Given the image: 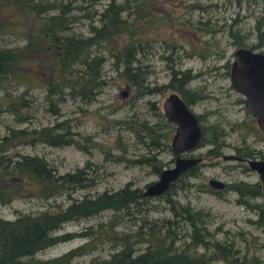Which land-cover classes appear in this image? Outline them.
I'll return each instance as SVG.
<instances>
[{"label": "trees", "instance_id": "16d2710c", "mask_svg": "<svg viewBox=\"0 0 264 264\" xmlns=\"http://www.w3.org/2000/svg\"><path fill=\"white\" fill-rule=\"evenodd\" d=\"M76 1L0 0V12L3 7L10 6L22 14L23 21L20 22L18 33L22 34L26 43L41 40L46 48H50L48 80L42 87L43 100L50 107L53 106L52 114H57V105L65 97L84 102L94 98L103 84L100 69L104 58L100 50L105 51L106 57L112 61L113 69L133 87L135 95H146L167 88L178 93L186 105L204 98L201 91L188 86V81L196 76L188 70L170 67L168 82L163 86L148 87L143 83L146 72L141 69L137 56L142 54L147 44L148 37L143 31L145 26L151 24V20L136 22L129 15L142 6V0H133V4L108 0L100 11H93L88 15V35L85 36L71 31V25L77 21L75 9L81 8L76 5ZM189 8H193L192 4ZM235 24L233 20L228 27ZM17 25L0 20V36L14 34ZM253 30L256 42L246 47L250 50L264 44V10L255 20ZM201 32L210 31L203 28ZM227 34L232 45L244 47L243 40L246 36L239 35L237 29ZM163 45L168 54L160 57L166 62L174 63L171 56L181 47L167 45V42ZM24 50H27L25 45H0V112L14 114L18 121L27 118L22 111L30 104L28 90L33 87V77L25 75L19 69L21 66L17 58ZM209 51L212 52L208 50L206 54L199 55L200 59H204ZM183 53L188 56L187 52ZM7 86H14V89L10 91ZM18 88L22 89L17 90ZM154 113L155 120L152 122L131 117L118 121L131 133L134 144L143 145V152L128 160L124 158L125 150L119 147V152L112 156L108 153L107 159L144 165L158 175L164 164L157 157V152L166 147L172 125L164 119L161 112ZM195 116L201 129L197 148H207L203 154L186 153L183 157H197L200 161L201 156L205 155L215 160L225 145L224 132L217 123L203 125L201 115ZM251 120L252 118L249 120L250 124ZM237 125L233 124L231 127L235 129ZM5 129V134L0 136V204L9 203L22 196L25 191L27 195L39 200L66 196L69 202L63 207L48 204L37 212H20L12 219L0 218V264H77L74 259L92 250L95 241L110 243L112 251L107 257H91L86 264H264V260L234 248L231 241L215 240L212 233L204 227L206 213L179 204L171 198L175 188L183 190L191 186L188 180L198 175L199 161L180 173L166 191L158 196L167 203L169 217L151 221L146 219L147 208L141 207L148 197L132 186L131 182L128 181L113 191L83 194L80 199H74L69 197L72 190L86 189L94 184V178L89 175L90 172H95L93 164L86 161L72 171L57 173L55 167L42 156L27 155L11 149L19 142L49 146L71 144L81 149L74 138L75 132L70 130L65 120L39 127L6 126ZM242 129L244 133L240 138L241 142L238 146H233V151L235 157L242 159L237 163L246 169L244 159L255 158L257 154L260 155L256 158L264 159V154L243 145V136L254 130L253 124ZM204 186L206 191L219 197L222 192H234L235 203L255 212V218L248 222L264 234V198L257 182L234 181L225 184L222 190H211ZM256 197H260V201L254 202ZM103 210L111 211V217L97 223L94 228L87 226L77 233L52 234L65 222L85 219ZM134 215H137V221L133 229L114 228L116 220L132 219ZM180 223L186 230L178 235L176 228ZM75 236L83 237L85 241L55 257H35L36 253Z\"/></svg>", "mask_w": 264, "mask_h": 264}, {"label": "rangeland", "instance_id": "374dc122", "mask_svg": "<svg viewBox=\"0 0 264 264\" xmlns=\"http://www.w3.org/2000/svg\"><path fill=\"white\" fill-rule=\"evenodd\" d=\"M107 1L77 0L76 5H80L81 8L75 9L77 21L71 25V31L83 36L88 35V15L93 11H100ZM116 1L134 3L133 0ZM142 1V6L129 15L136 22L151 20V24L145 26L143 31L148 37L147 47L144 45L142 54L137 56L141 69L146 72L143 83L148 87L163 86L168 82L170 67L188 70L190 74L196 75L188 81V86L204 94L202 100L189 105L191 111L201 115L203 125L217 123L224 132L225 145L220 149V156L214 160L202 155L198 175L188 180L191 186L183 190L175 188L171 198L179 204L188 205L192 209L206 213L207 216L203 220L204 227L212 233L215 240L231 241L234 248L264 260V234L248 222L255 218V212L235 203L236 195L232 191L222 192V196L219 197L204 188V185L208 186V179H215L223 184L234 181L259 182L257 173L248 168L244 169L243 165L238 164L235 159L224 160L222 156L235 155L233 146L240 144V138L244 133L242 128L247 125L250 127L251 124L254 130H250V133L243 136V145L261 155L264 154V138H261L263 134L258 131L254 119L245 110L243 101L240 102L243 100L242 96L230 85L229 64L232 52L242 46L232 45L227 34L237 29L239 35L246 36L243 40L245 48L254 44L256 40L253 25L264 10V0H195V10L192 11H189L187 7L192 0ZM0 20L18 24L14 34L0 36V45L12 47L25 45L27 50L22 51L17 58L21 66L19 69L25 75L33 77V87L28 90L30 104L22 111L27 118L24 121H18L14 114L1 111L0 136L5 134L6 126L32 128L65 120L70 130L75 132L74 138L81 146L79 149L71 144L49 146L43 143L25 145L19 142L11 149L27 155L42 156L55 167L57 173L72 171L81 167L86 161L93 164L95 172H90L89 175L94 178V184L86 189L72 190L69 197L74 199H80L83 194L93 195L103 190L113 191L128 181L132 183V186L143 191L145 185L155 181L158 175L152 173L149 167L125 160L117 162L107 157L109 154L110 156L117 154L119 147L125 150L124 158L128 160L136 158L143 152V145L134 144L131 133L118 121L125 120L127 117L154 121V112H161L160 104L171 90L162 88L161 91L146 95H135L133 87L113 69L112 61L106 57L105 51L100 50L104 58L100 69L103 84L94 98L84 102L65 97L57 105V114H52L53 106L51 109L43 100L42 87L48 80L47 66L51 58L50 48H46L41 40H30L26 43V40L21 37L22 34L18 33L23 18L16 8L3 7ZM233 20L236 24L228 27ZM203 28L210 32H201ZM164 42H167V45L181 47L171 56L174 58V63L166 62L160 57L162 54H168L163 47ZM208 50L212 52L209 51L210 53L204 59H200L199 55L206 54ZM252 50L264 52V44ZM183 51L187 52L188 56ZM7 87L10 91L14 89V86ZM119 93L123 94L120 98ZM250 118H252L251 124ZM233 124H238L237 128L231 127ZM172 133L173 125L170 136ZM169 140L170 137L166 147L157 152V157L164 164L162 168L171 167L173 164L175 155L170 150ZM206 148L207 146L196 148L190 154H203ZM257 156L255 155V158ZM208 188L211 189L210 186ZM27 194L25 191L22 196L9 203L0 204V218L12 219L20 212H37L48 204L63 207L69 202L66 196H56L43 201ZM260 199L256 197L253 201L258 202ZM141 207H146L148 210L147 220L158 221L160 218L169 217L167 203L162 197H148ZM110 217L111 211L103 210L85 219L65 222L52 234L77 233L87 226L94 228L97 223L104 222ZM136 221L137 215H134L132 219L122 218L116 220L114 228L133 229ZM176 230L180 235L186 228L180 223ZM84 241L83 237L75 236L36 253L35 257L39 259L55 257ZM111 247L112 245L106 241L100 243L95 241L92 250L75 258L74 261L77 264H86L91 257H107L112 251Z\"/></svg>", "mask_w": 264, "mask_h": 264}, {"label": "water", "instance_id": "95a60500", "mask_svg": "<svg viewBox=\"0 0 264 264\" xmlns=\"http://www.w3.org/2000/svg\"><path fill=\"white\" fill-rule=\"evenodd\" d=\"M229 81L232 89L242 96L244 108L254 119L256 128L264 135V53L236 48L229 64ZM122 95L119 93L118 97ZM160 109L164 119L173 125L169 147L175 156L171 167L162 168L157 179L145 185L142 194L148 197L162 194L180 173L199 161L197 157L180 156L195 150L199 143L201 129L195 113L173 92L163 98ZM222 159H235V156H222ZM244 161L257 173L264 198V160L247 158ZM207 184L213 189L224 186L215 179H208Z\"/></svg>", "mask_w": 264, "mask_h": 264}, {"label": "flooded vegetation", "instance_id": "af4514ba", "mask_svg": "<svg viewBox=\"0 0 264 264\" xmlns=\"http://www.w3.org/2000/svg\"><path fill=\"white\" fill-rule=\"evenodd\" d=\"M192 4V6H193V8L192 9H190L189 7H190V5ZM187 7L189 8V11H192V10H195V0H192L190 3H188L187 4ZM239 48H241V47H239ZM242 48H245V47H242ZM246 49H248V48H246ZM250 50V49H249ZM251 51H253L252 49H251ZM255 52V51H254ZM260 53H264V52H260ZM171 92H173V91H171ZM170 92V93H171ZM173 93H176V92H173ZM178 96H179V94L178 93H176ZM180 97V96H179ZM181 98V97H180ZM181 100H182V98H181ZM183 101V100H182ZM184 102V101H183ZM185 103V102H184ZM187 106H189V105H187ZM188 153H190V152H188ZM184 154H186V153H184ZM181 157H183V154L182 155H180ZM256 159H258V158H256ZM240 160H242V159H239L238 157H235V161H237V162H239ZM259 160H264V159H259ZM246 164V163H245ZM248 168V167H247ZM249 169V168H248ZM250 170V169H249ZM258 176V175H257ZM258 181H259V179H258ZM258 183V186H259V183L260 182H257ZM225 185V184H224ZM224 187V186H223ZM222 187V188H223ZM211 188V187H210ZM222 188L220 189V190H222ZM259 188H260V186H259ZM211 189H213V188H211ZM213 190H219V189H213ZM260 192H261V196L263 197V195H262V191H261V188H260Z\"/></svg>", "mask_w": 264, "mask_h": 264}, {"label": "bare ground", "instance_id": "6f19581e", "mask_svg": "<svg viewBox=\"0 0 264 264\" xmlns=\"http://www.w3.org/2000/svg\"><path fill=\"white\" fill-rule=\"evenodd\" d=\"M172 182H173V181H172ZM172 182H171V183H172ZM168 186H169V185H168ZM167 188H168V187H167ZM165 191H166V190H165ZM162 194H163V193H162ZM160 195H161V194H160ZM156 196H159V195H156Z\"/></svg>", "mask_w": 264, "mask_h": 264}]
</instances>
